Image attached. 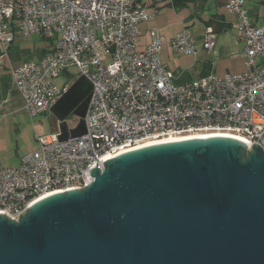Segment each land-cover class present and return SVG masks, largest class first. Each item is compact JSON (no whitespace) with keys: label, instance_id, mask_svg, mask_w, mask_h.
I'll use <instances>...</instances> for the list:
<instances>
[{"label":"built area","instance_id":"built-area-1","mask_svg":"<svg viewBox=\"0 0 264 264\" xmlns=\"http://www.w3.org/2000/svg\"><path fill=\"white\" fill-rule=\"evenodd\" d=\"M254 2L224 5L237 20L245 71L183 80L161 64L164 38L150 31L141 43L140 24L152 14L137 0H0V70L9 61L13 92L29 116L49 111L79 77L92 86L83 136L39 138L17 167L0 164V214L17 222L43 196L85 189L91 168L102 171L121 152L164 137L218 135L264 155V14L253 15ZM32 35L45 53L12 61L16 40ZM169 47L196 58L199 48L214 49L215 30L206 26L197 41L184 28ZM62 75L69 83L59 88Z\"/></svg>","mask_w":264,"mask_h":264},{"label":"water","instance_id":"water-1","mask_svg":"<svg viewBox=\"0 0 264 264\" xmlns=\"http://www.w3.org/2000/svg\"><path fill=\"white\" fill-rule=\"evenodd\" d=\"M91 89L79 77L49 110L59 141L85 134ZM103 165L85 189L41 199L17 222L0 214V264H264L259 148L219 137Z\"/></svg>","mask_w":264,"mask_h":264},{"label":"rangeland","instance_id":"rangeland-1","mask_svg":"<svg viewBox=\"0 0 264 264\" xmlns=\"http://www.w3.org/2000/svg\"><path fill=\"white\" fill-rule=\"evenodd\" d=\"M260 6V14L262 16L264 14V2ZM159 11L160 13H156L150 22L140 24L141 41H144V38L148 36V32L155 31L165 40L160 53L161 64L172 73L186 72L190 76H197L200 71V64L208 58L207 53L199 55L197 57L198 61L195 62L196 60L194 61L193 55L172 52L168 43L169 39H167L169 38L167 36L173 34L179 27L176 25V22L180 20L178 18H183L184 13L180 14L179 12L177 15L164 8ZM228 18L230 17L228 16ZM165 25L166 27H162ZM191 31L195 33L197 32V28L191 27ZM16 41L18 47L23 50L34 51L45 48L44 40L36 35H32L26 39L18 38ZM8 62L5 60L0 70L8 84V88L4 94L6 100L0 105V164L6 167H17L24 155L38 149L40 145L39 138L52 136L54 118L49 111L36 116H29L26 113L22 100L13 92ZM225 64H221L220 66L222 67ZM233 67H239V61L234 60ZM70 74L74 76L77 74V71L71 69ZM65 83H69V79L65 75L54 80V84L59 88ZM66 123L69 129H73L77 126L78 119L70 116L66 119Z\"/></svg>","mask_w":264,"mask_h":264},{"label":"crops","instance_id":"crops-1","mask_svg":"<svg viewBox=\"0 0 264 264\" xmlns=\"http://www.w3.org/2000/svg\"><path fill=\"white\" fill-rule=\"evenodd\" d=\"M225 2L226 0H187L182 3L180 2L175 4L174 0H137L138 4L150 11L152 19L155 17L156 13H160L159 10L162 8L170 10V12L177 15L179 12L180 14L184 13L183 18H178L180 20L176 22V25L179 27L175 30V32H173V34L167 36L169 38L166 37L169 41L176 33L180 32L184 28L188 29L197 41H199L203 36L206 26H212L214 28V49L208 52L199 48L194 61L196 60L195 62H197V57L202 54L204 55L205 53H207L206 55L208 58L200 64V71L197 76L193 77L185 72L183 80L194 79L203 74L225 76L239 74L245 71L246 62L243 57V43L238 38L236 31L237 20L233 15L225 11ZM263 2L264 1L261 0H255V2L250 5L252 13L255 17L256 15H261L260 5H262ZM228 16L230 18H228ZM255 24L256 26H260L261 23L259 21H255ZM166 25L162 27H166ZM191 27H196L197 32L193 33L191 31ZM147 41L148 36H146L144 41H141V43L145 44ZM231 60L239 61V67H233V61ZM224 63L226 64L221 67L220 65ZM2 78L3 76L0 71V105L6 100V97H4L3 94L4 82L2 81Z\"/></svg>","mask_w":264,"mask_h":264},{"label":"bare ground","instance_id":"bare-ground-1","mask_svg":"<svg viewBox=\"0 0 264 264\" xmlns=\"http://www.w3.org/2000/svg\"><path fill=\"white\" fill-rule=\"evenodd\" d=\"M223 138V136H218V135H185V136H171V137H164L161 139H157V140H153V141H149L146 142L134 149H130L124 152H121L120 155L125 154V153H131L134 151H138L140 149H145L148 147H155V146H161V145H166V144H171V143H185V142H191V141H199V140H211L214 138ZM50 195L47 196H43L41 199H44L46 197H48ZM40 199V200H41Z\"/></svg>","mask_w":264,"mask_h":264},{"label":"trees","instance_id":"trees-1","mask_svg":"<svg viewBox=\"0 0 264 264\" xmlns=\"http://www.w3.org/2000/svg\"><path fill=\"white\" fill-rule=\"evenodd\" d=\"M184 1L187 0H174L175 4L178 3H182ZM46 50L44 49H37L34 51H29V50H23L21 48L18 47V45L13 46L9 53H10V58L12 61H19V60H23V61H28V60H35L38 59L41 55H43L45 53ZM206 75V74H203ZM201 75V76H203ZM2 81L4 82V90H3V94H5V91L8 88V84L6 82V80L4 78H2Z\"/></svg>","mask_w":264,"mask_h":264}]
</instances>
